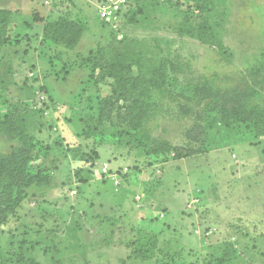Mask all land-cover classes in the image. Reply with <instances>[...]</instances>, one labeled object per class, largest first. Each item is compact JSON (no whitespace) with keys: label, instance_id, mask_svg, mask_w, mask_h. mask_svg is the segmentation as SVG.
Masks as SVG:
<instances>
[{"label":"rangeland","instance_id":"obj_1","mask_svg":"<svg viewBox=\"0 0 264 264\" xmlns=\"http://www.w3.org/2000/svg\"><path fill=\"white\" fill-rule=\"evenodd\" d=\"M101 1L0 0V153H32L7 120L53 177L0 227V264H264V134L247 128L264 0H129L116 27ZM237 89L249 114L226 117L217 94Z\"/></svg>","mask_w":264,"mask_h":264},{"label":"trees","instance_id":"obj_2","mask_svg":"<svg viewBox=\"0 0 264 264\" xmlns=\"http://www.w3.org/2000/svg\"><path fill=\"white\" fill-rule=\"evenodd\" d=\"M11 11L9 9H0V45L6 43L10 40L9 35L7 34V25L11 19ZM100 17V16H99ZM106 25L110 23H106L103 19H101ZM67 34H72V38H68L67 47L69 49H74L75 46L79 43L82 37L81 31H67ZM253 74L255 77H264V54L259 62V66L255 67L253 70ZM157 73V72H155ZM150 84L153 87H159V79H154L153 76L150 79ZM128 85L123 83V87L126 88ZM161 88V87H160ZM127 93V92H126ZM203 93V92H202ZM212 94V92H210ZM187 99L188 97L185 96ZM239 97V98H238ZM247 92L245 89H237V90H229L225 94L219 95L217 94V101L223 102V113L226 117H228L231 113L236 114L240 111L243 106L247 111V103H242L246 100ZM188 100H192L189 98ZM192 109H189L188 112H191ZM187 112V113H188ZM193 112V111H192ZM249 112H246L248 115ZM256 114V113H255ZM251 125H247V128L250 130H256L258 134H264V110L257 114V118L250 117ZM4 132L6 135H9L11 141L17 140L21 145H25L27 148L32 149V153L30 155H19L16 153H0V227L5 223L8 218V215L15 210L20 201L26 196L27 190L29 187L33 185L39 186H51L53 183V177H51L47 172L41 169L38 173H34L32 170V162L35 160H45L47 155V147L40 143L38 138L31 134H27L26 132L14 127L13 124L9 123V121H4ZM163 148H165L168 152L173 148L170 146L167 140L162 142ZM176 152L172 159L182 158L179 153V149L175 148ZM40 166L43 167V160L40 163ZM14 170L15 173L19 174L21 179L20 182L17 180H13L11 176ZM120 176V175H119ZM13 264H36L33 260L24 261L21 260L19 262Z\"/></svg>","mask_w":264,"mask_h":264},{"label":"built area","instance_id":"obj_3","mask_svg":"<svg viewBox=\"0 0 264 264\" xmlns=\"http://www.w3.org/2000/svg\"><path fill=\"white\" fill-rule=\"evenodd\" d=\"M129 0H102L98 6V15L106 23L118 26L124 16V8ZM107 169H105V172Z\"/></svg>","mask_w":264,"mask_h":264}]
</instances>
